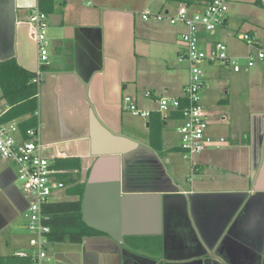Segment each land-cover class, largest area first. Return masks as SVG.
Returning <instances> with one entry per match:
<instances>
[{
    "label": "crops",
    "instance_id": "obj_1",
    "mask_svg": "<svg viewBox=\"0 0 264 264\" xmlns=\"http://www.w3.org/2000/svg\"><path fill=\"white\" fill-rule=\"evenodd\" d=\"M208 1L0 0V59L13 57L31 72L38 61L29 13L38 5L46 14L49 62L38 84V137L65 184L51 202L80 199L90 230L79 242L49 240L50 264H135L120 255L122 249L153 264H264V84H254L251 97L258 98L244 97L235 116L229 97L216 109L204 105L209 119L229 121L228 129L213 132L208 120L206 132L214 142L193 158L180 152L175 111L161 114L158 132L149 125V114L131 113L124 101L129 96L139 109L158 111L144 93L182 98L188 81L187 64L177 61L185 27L143 19L142 13L170 15L185 3L191 14ZM240 31L241 25L229 26L227 12L214 32H198L200 46L231 37L243 50L228 47V53L243 58L248 49ZM244 32L255 36L253 28ZM155 46L161 50L157 56ZM168 48L186 71L178 88L168 81L159 86L146 62L153 56L168 68ZM204 64L205 70L218 65L228 73L243 72ZM6 109L0 100V111ZM242 119V127L233 124ZM57 161L65 166H54ZM16 182L15 165L0 156V236L10 230L13 241L9 255L0 250V264H25L4 260L28 248L27 240L9 229L26 206Z\"/></svg>",
    "mask_w": 264,
    "mask_h": 264
},
{
    "label": "built area",
    "instance_id": "obj_2",
    "mask_svg": "<svg viewBox=\"0 0 264 264\" xmlns=\"http://www.w3.org/2000/svg\"><path fill=\"white\" fill-rule=\"evenodd\" d=\"M227 10L228 0H209L191 14L185 3L179 4L175 13L170 15L151 14L147 11L142 13L143 19H166L170 24H182L185 27L180 37L182 49L177 55V61L185 62L189 73L182 98L154 96L149 91L144 93L145 97L153 98L157 103V110L163 117H167L172 111L180 112V123L176 132L179 137V149L184 158H191L214 142L206 132L210 112L201 103V91L205 83L203 63H218L229 67L232 72H240L256 65L264 66V46L249 32L238 35L248 49V54L243 58L229 54L226 43L220 40L214 41L207 49L200 46L198 32H214L224 23ZM28 26L37 50L38 65L33 81L39 84L43 66L49 62V41L46 14L38 5L30 10ZM124 101L128 102L126 109L131 113L142 116L149 114L132 103L129 96H125ZM2 113L4 112L0 111V116ZM38 132V124L26 129L22 134L17 120L0 123V156L15 165L16 181L26 200L21 217L28 234V248L14 252L16 257L28 258L25 264H50L46 248L49 244V216L44 212V205L51 202L56 191L65 187L64 182L56 176L61 171L53 168L49 159L42 153Z\"/></svg>",
    "mask_w": 264,
    "mask_h": 264
},
{
    "label": "rangeland",
    "instance_id": "obj_3",
    "mask_svg": "<svg viewBox=\"0 0 264 264\" xmlns=\"http://www.w3.org/2000/svg\"><path fill=\"white\" fill-rule=\"evenodd\" d=\"M227 12L229 16L230 27L234 28L238 25H241V31L238 33V35L242 34V30L244 29L253 28L255 31V36L256 37L260 36L261 40L264 43V0H260L258 2H256L255 0H230L228 2ZM221 39L223 40V42L226 43L230 51L242 52L243 47L231 37H223ZM160 51L161 50H159L155 46L152 50V55L157 56L160 54L158 53ZM168 54H169V59H167L168 68L166 69L162 67V62L160 61V59L153 58V56L149 58V61L146 62L148 63V65L153 67L155 72L154 80L157 82V84H160L159 86H163L165 84L164 81H168L169 83H172L173 88H178V86H180L179 84L181 82H184L185 80L186 71L184 70L183 66L178 65L176 61L175 50L168 48ZM204 65L205 64L203 63L202 65L203 68ZM203 70H205V68ZM263 71L264 69L255 66L250 69H245L243 70V72H240L239 74H233V73H228L226 69H223L218 65H214L209 69L207 67V70H205V73L207 74V79L205 80V86L201 91V103L203 105L206 104L208 106L212 104L214 109H216V106H218V104H220L219 102H221L219 100L229 97L233 107L231 108V110L232 109L234 110V116H235L236 115L235 111L240 109L239 106H242L241 101H243L244 97H248V101H254V99L258 98V95H255L254 99L252 100L251 90L253 91V87L255 83L261 85L264 84V75L261 74V72ZM214 74L215 76H213ZM247 89L248 91H246ZM226 91L228 93H226ZM158 92H162L164 95H167V93L163 92L162 90ZM156 107L158 108L157 104ZM135 118H139L143 120V117L141 116H135ZM217 119L218 117L216 118L214 117L210 119L208 118L210 123L209 125L210 130L213 132H218V133L221 132L222 134H224L228 129L227 123L229 121L221 122L218 121ZM242 120L243 123H238L237 121L236 123L233 124L235 125L240 124L239 125L240 128L244 125V119ZM175 128L176 127H174L173 131H175V134L177 135ZM177 141H178V137H177ZM186 161H189V159H186ZM16 183L21 193L19 184L18 182ZM23 223H24L23 218L19 217L9 229H11V233L14 232L19 233L21 234L22 238L28 241V235L24 232V230H21L22 228L21 226L24 225ZM7 241L11 243L8 246L9 248L5 245ZM12 245H13V241L11 239L10 230H8V232L6 230L0 236L1 254L9 255L12 252V249L10 248V246Z\"/></svg>",
    "mask_w": 264,
    "mask_h": 264
},
{
    "label": "trees",
    "instance_id": "obj_4",
    "mask_svg": "<svg viewBox=\"0 0 264 264\" xmlns=\"http://www.w3.org/2000/svg\"><path fill=\"white\" fill-rule=\"evenodd\" d=\"M185 1L188 4L192 2V0ZM34 77L35 72L20 66L15 58L0 60V100H3L7 105V109L0 116V123L17 120L22 134L26 129L37 125L35 113L38 108V84L33 81ZM175 114L180 116L179 111H175ZM148 117L149 125L159 132L164 121L161 113L153 111L149 113ZM54 166L62 167L65 166V163L57 161ZM44 212L49 216L47 220L50 226L48 238L51 241L79 242L90 233L81 216L80 199L50 202L44 205ZM4 260L26 263L28 258L11 255Z\"/></svg>",
    "mask_w": 264,
    "mask_h": 264
},
{
    "label": "water",
    "instance_id": "obj_5",
    "mask_svg": "<svg viewBox=\"0 0 264 264\" xmlns=\"http://www.w3.org/2000/svg\"><path fill=\"white\" fill-rule=\"evenodd\" d=\"M4 59H7V58H4ZM0 60H3V59H0ZM120 255L122 257L124 256H128L130 257L131 261L134 260L135 261V264L138 263V264H153L154 263V260H149V259H146L145 257H142V256H139L135 253H132V252H129L127 251L126 249H122L121 252H120Z\"/></svg>",
    "mask_w": 264,
    "mask_h": 264
}]
</instances>
